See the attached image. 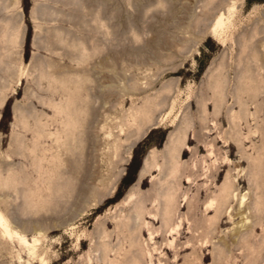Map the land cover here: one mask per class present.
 <instances>
[{
  "label": "rangeland",
  "instance_id": "1",
  "mask_svg": "<svg viewBox=\"0 0 264 264\" xmlns=\"http://www.w3.org/2000/svg\"><path fill=\"white\" fill-rule=\"evenodd\" d=\"M0 214V264H264V0H0Z\"/></svg>",
  "mask_w": 264,
  "mask_h": 264
},
{
  "label": "bare ground",
  "instance_id": "2",
  "mask_svg": "<svg viewBox=\"0 0 264 264\" xmlns=\"http://www.w3.org/2000/svg\"><path fill=\"white\" fill-rule=\"evenodd\" d=\"M2 220V215L0 214V221ZM3 221V220H2ZM6 229H8L7 225L5 226Z\"/></svg>",
  "mask_w": 264,
  "mask_h": 264
},
{
  "label": "trees",
  "instance_id": "3",
  "mask_svg": "<svg viewBox=\"0 0 264 264\" xmlns=\"http://www.w3.org/2000/svg\"><path fill=\"white\" fill-rule=\"evenodd\" d=\"M128 176V173H127V175L125 176V178Z\"/></svg>",
  "mask_w": 264,
  "mask_h": 264
}]
</instances>
